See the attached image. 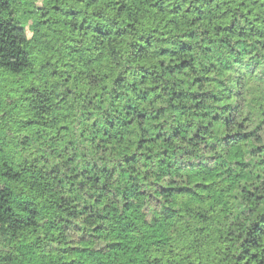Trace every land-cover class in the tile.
Listing matches in <instances>:
<instances>
[{"label":"trees","instance_id":"trees-1","mask_svg":"<svg viewBox=\"0 0 264 264\" xmlns=\"http://www.w3.org/2000/svg\"><path fill=\"white\" fill-rule=\"evenodd\" d=\"M0 264H264V0H0Z\"/></svg>","mask_w":264,"mask_h":264}]
</instances>
